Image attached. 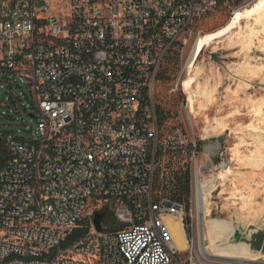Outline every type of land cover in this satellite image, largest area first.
<instances>
[{
  "label": "built area",
  "instance_id": "1",
  "mask_svg": "<svg viewBox=\"0 0 264 264\" xmlns=\"http://www.w3.org/2000/svg\"><path fill=\"white\" fill-rule=\"evenodd\" d=\"M52 1L0 0V118L16 125L0 130V264H264L193 251L174 183L186 167L193 196L222 151L179 127L159 140L162 67L219 0H69L68 16L46 17ZM96 212L110 224L97 229Z\"/></svg>",
  "mask_w": 264,
  "mask_h": 264
},
{
  "label": "rangeland",
  "instance_id": "2",
  "mask_svg": "<svg viewBox=\"0 0 264 264\" xmlns=\"http://www.w3.org/2000/svg\"><path fill=\"white\" fill-rule=\"evenodd\" d=\"M249 1L251 3L253 0ZM243 5V0L239 3L234 1L223 3L214 15L197 24L196 29L206 34L217 31L232 18L233 10ZM69 12V0H54L50 3L49 13L45 16L66 17ZM252 23L254 24L253 21L242 22L241 25L242 32L248 34L249 30L251 32V27L253 32L255 31L250 36V43L248 42L250 48L243 49L240 46L227 49L225 47L229 39L225 37L220 43L205 48L199 55L198 63L203 67L200 82L206 87L209 95L201 98L205 107L198 109L194 118L190 117L191 127L187 122L189 120L186 109L187 96L180 86L182 78L186 75V61L191 45L182 53L171 56L164 63L162 70L166 78L160 79L155 93L156 104L169 116L159 128V140L179 127L188 129L191 136L199 140L202 146L212 144L221 149V157H209L211 166L203 171L198 184H205L206 189L210 188L212 184L206 182L218 176L219 172H223L225 167L222 165L227 164L230 167L231 174L226 175L227 181L225 180L223 186H219L221 180L215 181L216 189L212 192L208 217H227L240 230H245L250 224L264 221V73L255 67L264 64V23L258 25ZM235 41V39L229 40V44L236 46ZM215 46L218 50H215ZM178 82L179 86L176 88ZM23 90L26 91L24 85ZM2 97L4 98L3 90L0 91V101ZM259 102L262 105L260 110L255 108ZM6 111V108L0 107V112L7 114ZM12 114L13 117H17L16 113ZM15 129L14 120L0 118V130ZM202 146L199 147L197 158L205 162L207 157L203 155ZM172 158L174 161L177 160V156ZM164 159H168V154ZM176 163L172 166L176 167ZM186 170L188 169L185 167L182 172ZM199 192L201 198V188ZM192 193L193 196L189 195L186 211V220H189L190 229L188 238L191 239L190 247L193 251L201 254L199 251H202V245L198 241L201 234L199 238L196 224L197 188L194 181ZM199 232L201 233V212ZM203 243L206 244L207 240ZM207 253L208 251L201 255L209 259L212 257L223 261L231 260L210 256Z\"/></svg>",
  "mask_w": 264,
  "mask_h": 264
},
{
  "label": "bare ground",
  "instance_id": "3",
  "mask_svg": "<svg viewBox=\"0 0 264 264\" xmlns=\"http://www.w3.org/2000/svg\"><path fill=\"white\" fill-rule=\"evenodd\" d=\"M252 21L254 22V24L257 25L264 23V0H253L248 5L236 7L233 10L232 18L226 23L225 26L221 27L220 29L212 33L206 34L202 32L194 38V41L191 44L189 55L186 61V75L181 80L182 82L181 87L187 96V106H186L187 113H189V115H191L192 118L196 116V114L198 113V109L200 110L205 107V103L201 98L208 97L209 95L206 87L202 86L200 82L201 79L200 76H201V72L203 71V67L198 63L199 55L203 52L205 48L220 43L221 40L225 37L228 38L229 40H233V39L236 40L235 41L236 46L230 45L228 40L227 45L225 47L227 49H233L235 47H240V46L243 49L250 48L249 45L250 36H252L255 31L253 32V29L251 27V32L249 30L248 34L242 32L241 25L242 22L250 23ZM254 24L252 23V25ZM215 50H218V47L215 46ZM255 67L257 70L258 69L259 71L261 70L260 71L261 73H264V64ZM256 106L255 108H258V110H260L262 107L261 102L257 103ZM222 127L226 129L224 125H222ZM232 160L233 159L231 158L230 161ZM239 161L241 160L239 159ZM252 165L254 164L252 163ZM222 166L225 167L223 169V172H219L218 176L212 177L206 182L212 184L210 188L206 189L205 184L200 185V183L198 184L197 182V193L195 197L196 199L195 206L197 212L196 224L198 226L199 238H200L199 235L201 234V238L198 239V241L199 244L202 245V251L199 252L202 255H204L203 253L204 252L206 253L208 251L207 253L208 255H213L216 257H221L226 259L243 258V259L253 260L255 256L249 253L248 247L245 243L243 242L234 243L230 241V237L233 235L235 230V225L232 220H230L227 217H221V218L208 217L210 214V206L212 203L211 202L212 192L216 189L215 181L221 180L219 186H223L226 180V175L231 174L230 173L231 169L229 166H227V164H224ZM200 188L202 190L201 198L199 192ZM200 212H201V233L199 232ZM165 220L168 227L171 229L173 233L174 240L178 249L180 251H186L187 248L189 247V243L187 240L186 233L184 232L181 220L180 219L176 220L171 216H166ZM204 240H207L206 244L203 243Z\"/></svg>",
  "mask_w": 264,
  "mask_h": 264
},
{
  "label": "water",
  "instance_id": "4",
  "mask_svg": "<svg viewBox=\"0 0 264 264\" xmlns=\"http://www.w3.org/2000/svg\"><path fill=\"white\" fill-rule=\"evenodd\" d=\"M93 222L97 229H100V223L105 222L110 224V219L106 212L94 214ZM234 223V222H233ZM235 225V223H234ZM230 241L234 243L243 242L247 245L249 253L254 255L255 258L250 261L264 263V221L259 224H250L245 230H240L235 225L233 235L230 237ZM243 259V258H236ZM248 260V259H245Z\"/></svg>",
  "mask_w": 264,
  "mask_h": 264
},
{
  "label": "trees",
  "instance_id": "5",
  "mask_svg": "<svg viewBox=\"0 0 264 264\" xmlns=\"http://www.w3.org/2000/svg\"><path fill=\"white\" fill-rule=\"evenodd\" d=\"M225 1H234V3H239L242 0H219L220 6L223 4ZM174 57V55H173ZM171 58V57H170ZM160 79H165L166 75L163 73V70L160 72ZM156 115H157V126L160 128L164 121L169 117L168 113L163 110L159 105H156ZM0 152L2 156H5L7 154L6 152V147H5V142L0 139ZM168 157H176L177 155L173 154L172 152H168ZM163 191L166 190V186H162ZM190 195V182H189V171L186 170L184 172L181 171L180 175L177 176V180L174 183V190L172 196L180 201H185L187 206H188V198ZM186 223L189 224V220H186ZM77 234V232L74 233L72 237H74ZM187 234L190 235V229L189 227L187 228Z\"/></svg>",
  "mask_w": 264,
  "mask_h": 264
}]
</instances>
